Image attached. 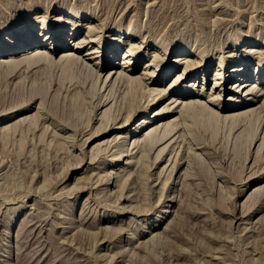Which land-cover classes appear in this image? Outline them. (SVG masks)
I'll use <instances>...</instances> for the list:
<instances>
[{
    "label": "rangeland",
    "instance_id": "rangeland-1",
    "mask_svg": "<svg viewBox=\"0 0 264 264\" xmlns=\"http://www.w3.org/2000/svg\"><path fill=\"white\" fill-rule=\"evenodd\" d=\"M32 1L0 0V57L62 40L53 56L84 55L100 78L26 64L0 76V264H264V188L254 189L264 145L254 163L259 140L249 138L264 133V93L250 106L223 107L235 103L229 97L257 99L230 87L263 75L264 0ZM27 26L36 42L17 48ZM187 59L194 66L185 73ZM125 60L131 75L153 73L149 86L166 97L154 91L156 104L105 131L133 95L132 106L151 102L114 73ZM215 73L224 91L209 102ZM180 91L191 95L178 100L221 113L256 109L233 131L230 121L206 125L179 111L153 117ZM104 94L110 101L95 108ZM142 117L152 121L138 129ZM144 128L167 138L133 144Z\"/></svg>",
    "mask_w": 264,
    "mask_h": 264
},
{
    "label": "bare ground",
    "instance_id": "bare-ground-1",
    "mask_svg": "<svg viewBox=\"0 0 264 264\" xmlns=\"http://www.w3.org/2000/svg\"><path fill=\"white\" fill-rule=\"evenodd\" d=\"M29 1V0H28ZM39 3H40V0H38ZM37 0H33L31 2V6H34L36 4H38ZM80 1V0H79ZM78 1V3H79ZM36 2V3H35ZM44 2V0L42 1ZM46 2V0H45ZM84 2V1H82ZM48 3V2H47ZM75 3V2H74ZM46 4V3H44ZM71 4V3H70ZM76 4V3H75ZM43 5V4H42ZM40 5V6H42ZM73 5V4H72ZM81 5H83V3H81ZM85 5V3H84ZM79 6V5H78ZM45 7V6H44ZM80 7V6H79ZM86 7V6H85ZM47 9V7H45ZM44 8V9H45ZM87 8V7H86ZM45 9V10H46ZM49 9V8H48ZM89 9V8H88ZM44 10V11H45ZM92 10V9H91ZM89 11V10H88ZM94 11V10H93ZM97 11V10H96ZM90 13V12H89ZM44 14V13H43ZM44 16V15H43ZM42 16V17H43ZM42 20V18H41ZM43 21V20H42ZM101 21V20H100ZM99 21V22H100ZM103 22V21H102ZM106 23V22H105ZM104 23V24H105ZM3 24V23H2ZM31 28L30 26H27V30H25L22 35L24 36V39L23 41L19 42L18 43V46L17 48H22V44L23 46L24 45H30L34 42H36L35 38L32 37L30 38V34L33 33V31H31ZM51 32V31H50ZM58 32V31H56ZM56 32L54 34H56ZM61 32V31H60ZM36 34V33H35ZM38 34V32H37ZM45 37V35H44ZM55 38H58L55 37ZM55 38H53V40H55ZM60 38V37H59ZM64 39V38H63ZM74 41V40H73ZM84 41V40H83ZM53 42V41H52ZM52 42L47 45L46 47H33L32 49H26V50H23V51H20L18 54L16 53V51H13L14 54H9L7 55V57H0V76L2 77H5L7 75H9L11 72H13L16 68H18L17 70H21L19 68V66L21 64H26L28 66L31 65V67H33L32 65H39V66H42L43 68L44 67H47V66H55V67H59L62 71V73L66 76H69V77H72L74 75H78L80 74V76H84V75H88L90 74V72L92 71V75L93 73L96 74V76L98 78H100V73L98 71L97 73V69L94 68L93 66H91V64L87 63V60L85 59L84 55H78L75 51H71V50H63L61 51V54L58 56V57H54L53 56V53L58 51V49L63 45L62 44V40L61 42L57 43L55 42L54 44H52ZM39 43H43V42H39ZM78 43V42H77ZM74 44V43H73ZM79 44V43H78ZM78 44H75L76 47L78 46ZM259 51V54L261 58H264V50L260 49V50H257ZM98 52V51H97ZM90 53H93V51L91 52H86L85 55H89ZM125 55V57H127L128 55L127 54H123ZM234 55V54H233ZM157 56V54L155 55ZM181 58H177V61H179ZM124 62V61H123ZM121 63L123 68L121 70H113L114 73H117L116 75H121L122 78H124L125 80H127L128 83H130L132 85L135 84L136 87H138L140 89V91L142 92V94L144 93H148L150 94V100L151 102H149V104H147V106H142L141 104L138 105V104H134V106H132V100L135 98H137V96H134L133 95V99H131V103L128 102V106H130V111L127 112L124 117H122L121 119L116 115L114 116H110L107 120H106V124H105V131H108L109 129H117V130H120L122 129L125 125L128 124V122L130 121V119L132 118L133 116V110H135L136 108H145L144 110L147 111L151 106H153L154 104H156V101L157 98L154 97V91L156 92H160L162 91L163 89L161 88H158V87H150L149 85L150 84H156L158 83V81H156V79L153 78V73H150V72H145L146 74H149V76H147V79L145 76H140V75H131L129 74V70L130 69H134V68H129V65L132 63L131 60H125V62H128V65H124V63ZM184 62V61H183ZM187 63V67L184 68L183 72L186 73V71L189 70L190 67H193L194 65H192L193 63L191 62V60L187 59L186 61ZM96 64V63H95ZM98 64V63H97ZM22 68V66H20ZM36 67V66H35ZM38 67V66H37ZM24 68H27V67H24ZM34 68V67H33ZM241 70H244L243 68H237V69H233V71H241ZM112 71V70H111ZM131 71V70H130ZM220 72V71H219ZM258 74L260 73L259 70L256 71ZM14 73V72H13ZM77 73V74H76ZM112 73V72H110ZM12 74V73H11ZM15 74V73H14ZM219 73H215V78H213V81L215 84H218L219 81L217 79L221 78L222 76H219L218 75ZM116 75H114L116 77ZM142 75V74H141ZM260 75V74H259ZM12 76V75H11ZM16 76V75H15ZM79 76V75H78ZM88 76H84V77H87ZM94 76V75H93ZM92 76V77H93ZM91 77V76H90ZM113 77V74H108V76H106L103 80V84L105 86V88L111 84V82L113 81L114 77ZM184 78V75H180L175 81L173 84L170 85V88H175L177 86H180V79H183ZM115 81V80H114ZM102 82V81H101ZM256 82V83H255ZM261 83V84H264V72H263V75H260V76H256V78L252 79V81L250 80H243L241 84H236L234 83L233 87H230L231 90L235 91V92H239L241 91L242 89L245 88V90L243 91V94L244 96L246 94H252V96H255L257 99L254 100L252 97H249V98H244L243 97V101H240V100H235L234 98H231L229 97L228 99H232L233 102L235 103H228L227 105L223 106L225 110H228V109H239V107H245L249 104H251L252 102H258L259 99L258 97L264 93V90H262V88H258L259 85H257V83ZM193 85V84H192ZM198 85V84H197ZM238 88L236 89L235 87ZM262 86V85H261ZM260 86V87H261ZM108 88V87H107ZM215 89H219L217 90L218 92L216 93L215 96L213 97H210L209 99H207L209 102L214 100V99H218L220 98L219 96V91L222 92L224 91V88L221 86V85H215L214 86ZM138 90V89H137ZM168 91V90H167ZM186 91H190L188 89H186ZM186 91H180L179 93L176 94V97L174 99H172L171 101H175V106L173 107H168V103H166L164 105V107H162L161 109H159L158 111H155V113L153 114V117L155 115H159L161 114L162 112H168V111H179V114H187V118H191L193 119V122H196L197 120H199L200 122L206 124V125H210V124H214V123H226L227 121L229 122L230 121V127L231 129L238 126L241 122V118L242 119H249L247 118L248 114H252L253 110H255L254 108H249V109H245V110H242V111H239V112H236V113H233V114H228V113H221L219 110H216L214 108H212L211 106L207 105L204 101H201L200 99H192V100H186V101H182L181 100H178L180 99L181 97L179 95H182V97H187L191 94H188L189 92H186ZM38 93L41 94V91L38 89L37 91ZM135 92H136V89H135ZM140 93V92H139ZM166 90H163L162 94L158 96V98H164L166 97ZM212 94V93H210ZM138 95V94H137ZM146 97V96H145ZM180 97V98H179ZM34 98V97H32ZM262 98V97H261ZM109 99V96L107 94H104L101 96V98L95 103V108H102L101 106H103L106 102L110 101L108 100ZM125 100V99H124ZM184 100V99H183ZM28 101V100H26ZM125 101H130V100H125ZM135 101V100H134ZM137 102V101H136ZM27 103H30L29 101ZM26 103V104H27ZM127 103V102H126ZM21 104L23 103H20V106L18 107V109H20L21 107ZM25 104V103H24ZM124 104V103H122ZM130 104V105H129ZM159 103H157L158 105ZM179 104H183L179 110L178 108H176ZM28 105V104H27ZM106 105V104H105ZM125 105V104H124ZM137 105V107H135ZM22 106H26V105H22ZM29 106V105H28ZM139 106V107H138ZM250 106V105H249ZM218 107V106H217ZM177 109V110H176ZM6 110V109H5ZM102 110V109H101ZM132 110V111H131ZM1 111V110H0ZM15 111V110H14ZM263 111V110H262ZM4 112V110H3ZM252 112V113H251ZM102 116V112H100ZM164 113V114H165ZM255 113V112H254ZM1 114V113H0ZM260 115V114H259ZM264 115V114H263ZM258 116V115H257ZM103 117V116H102ZM244 117V118H243ZM119 118V119H118ZM168 118V117H167ZM63 121V120H61ZM120 121V122H119ZM138 121V120H137ZM152 120L150 119H147V118H143L137 122V126H138V129H141L142 127L146 126L148 123H150ZM182 121V120H181ZM242 121V120H241ZM66 122V121H65ZM63 122V124L65 126H68L67 123ZM240 122V123H239ZM70 123V122H69ZM75 123V122H74ZM154 123V122H153ZM165 123V122H164ZM239 123V124H237ZM110 125H113L112 128H110ZM159 126V125H158ZM103 128V127H102ZM102 128H100V132H102ZM238 128V127H236ZM137 129V130H138ZM242 129V128H241ZM99 131L97 133H99ZM144 131H145V128H144ZM233 131V129H232ZM237 131V130H236ZM240 131V130H238ZM237 131V132H238ZM88 132V131H87ZM242 130L238 133H236V136H239L241 134ZM251 133V132H250ZM87 134V133H86ZM130 135L132 134L131 133H127L126 135H117L116 136V141H120L121 139L122 140H127L126 137L127 135ZM143 135L141 137H137L134 139L133 141V144H138V142L142 141V142H146L148 141V144H151L153 143V141H155L156 139L158 140H164L167 138V132L166 131H163L161 133H158V132H153V128H150V129H147L144 133H142ZM116 135V134H115ZM174 135V134H172ZM249 138H250V143H253L255 145V143L257 142V145H256V148L254 150V159H253V162H257V158H256V155L258 156L260 150L262 149L263 145H264V133L259 136L258 138V135L256 134V131H254L251 135L249 134ZM258 138V139H257ZM128 141V140H127ZM147 143V142H146ZM157 143V141H156ZM249 143V144H250ZM159 145V144H158ZM140 146V145H139ZM251 146V144H250ZM253 146V145H252ZM254 147V146H253ZM251 153V152H250ZM163 156V155H162ZM119 159V158H118ZM262 172V175L259 177V179L257 180V182H263L262 184L254 187L255 190H260V189H263L264 188V169L261 168V170H259ZM254 180V179H253Z\"/></svg>",
    "mask_w": 264,
    "mask_h": 264
}]
</instances>
